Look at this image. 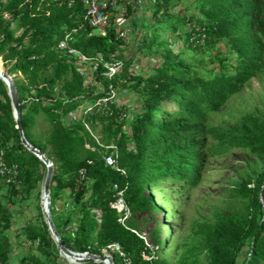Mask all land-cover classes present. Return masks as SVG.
Segmentation results:
<instances>
[{
    "label": "trees",
    "instance_id": "obj_1",
    "mask_svg": "<svg viewBox=\"0 0 264 264\" xmlns=\"http://www.w3.org/2000/svg\"><path fill=\"white\" fill-rule=\"evenodd\" d=\"M149 6L154 23L142 38L143 54L151 51L158 55L169 32L178 33L182 28L181 35L195 50L227 40L235 62L226 64L220 58L219 70L206 76L182 51L166 47L153 71L132 75L134 61L125 55L126 39L116 38L115 18L107 36L92 33L82 0L73 5L64 0H0V57L11 75L21 74L12 78L26 138L53 161L51 213L65 245L75 251L101 253L110 244L119 243L132 264H172L162 256L164 239L159 226L151 233L152 243L158 245L153 253L134 219L128 216L121 221L123 215L115 207L118 192L124 190V199L135 216L156 206L148 187L160 179L199 185L210 155L238 149L264 155V117L244 115L234 128L209 126L214 115L264 72V0H197V11L191 15L174 14V0H151ZM191 25L205 27L204 43L190 41ZM67 35L74 47L88 55L102 53L107 62L121 61V70L108 78L100 64L94 80L86 83L85 76L59 47ZM111 81L118 88L134 89L140 96L141 109L129 132L124 129L123 109L117 107L68 123L69 113L102 94ZM40 118L47 121L46 128L39 126ZM84 120L93 132L99 130V141ZM211 134L218 142L208 146L204 137ZM112 143L126 173L105 162L103 152L114 148L102 144ZM0 153L7 166L18 168L16 180L8 182L13 195L39 188L46 164L21 141L8 86L1 77ZM82 168H86L84 177ZM254 182L253 187L244 185L251 198L246 210L219 214L213 223L207 264H238L244 250V264H264V168ZM66 189L71 202L64 210L57 200ZM12 222L13 213L0 200V264H53L61 259L53 250L56 243L40 209L37 222L24 227L35 248L14 260L7 233ZM111 251L114 264H125L118 251ZM148 254L151 258L145 257Z\"/></svg>",
    "mask_w": 264,
    "mask_h": 264
},
{
    "label": "rangeland",
    "instance_id": "obj_2",
    "mask_svg": "<svg viewBox=\"0 0 264 264\" xmlns=\"http://www.w3.org/2000/svg\"><path fill=\"white\" fill-rule=\"evenodd\" d=\"M123 2L127 3L130 11L128 9V12L121 18L122 29L132 36L127 35L125 55L133 60L134 64H138L143 73L155 69L161 61L160 54L166 47L182 51L186 60L194 64L206 76L219 70L220 58H224L226 64L235 62V54L231 51L227 40H222L212 48L202 47L200 50H195L188 46L185 36L181 35L182 28L178 33L169 32L166 44L157 51L158 55L151 51L148 55L143 54L140 51L142 38L150 31L154 23L152 9L149 6L151 0H124ZM196 2L197 0H174L172 11L174 14L191 15L197 11ZM0 61L3 69L11 75L2 57ZM11 76L21 77V74L15 72ZM119 90L121 91L120 98L126 102L127 106L124 129L129 132L134 116L141 109V99L139 94L130 87H119ZM168 105L174 106L171 102ZM247 114L264 117V72L254 77L242 92L233 97L226 108L214 115L209 126L234 128L241 124L242 117ZM39 126L46 128L47 121L40 118ZM95 133L100 134L99 130ZM204 140L208 146L218 142L212 134L204 137ZM2 154L0 153V160L4 161ZM8 168L11 169L8 176L0 178V200L13 213V222L7 228V233L12 242V258L16 260L30 249L35 248V244L28 239L24 227L28 223L37 222L42 203V186L46 175L38 189L29 194L13 195L11 186L8 185V178L16 180L18 168L17 165L8 166ZM263 168L264 155L243 149L225 155H210L204 164L199 185L190 187L184 185L181 180L160 179L158 183L148 187V192L154 195L156 206L135 216L129 209L127 214L134 219L138 233L152 247L153 253L158 250V245L152 243L151 233L159 226L164 239L161 247L162 256L166 257L170 263L207 264L208 236L213 223L219 214H240L246 210L251 198L244 185L247 183L248 187H253L254 180ZM250 178L252 181L248 183ZM20 184L18 182V188L22 186ZM70 202L69 190L66 189L57 200V204L59 208L66 210ZM121 214L124 216L125 213ZM53 250L61 257L57 263L53 264H84L72 263L65 259L57 244ZM110 254H113L112 251ZM146 256L151 258L149 254ZM245 256L246 251L244 250L238 264H244Z\"/></svg>",
    "mask_w": 264,
    "mask_h": 264
},
{
    "label": "built area",
    "instance_id": "obj_3",
    "mask_svg": "<svg viewBox=\"0 0 264 264\" xmlns=\"http://www.w3.org/2000/svg\"><path fill=\"white\" fill-rule=\"evenodd\" d=\"M70 5H73L76 0H64ZM86 7V18L89 22V25L92 27V33L107 36L109 27L113 23V17L115 18L116 23V38L126 39L127 32L122 29V16L128 12L127 3L123 2L124 0H82ZM190 33V41L196 44H202L205 42L207 34L206 29L200 25H191L188 28ZM59 47L64 50L68 56V61L75 64L77 69L85 76L86 83L94 80L95 72L98 70L100 64H102L106 69L103 72L108 78L112 76L119 70H121L122 62L113 61L107 62L104 59L102 53L96 55H88L87 53L81 51L80 49L74 47L71 44V37L67 35L60 43ZM138 73H143L137 64H132L130 67V74L136 75ZM146 74V73H144ZM118 87L114 85L111 81L108 86H104L102 89V94L93 98L92 100L85 101L80 105L76 110L69 113L68 119H83V116L88 113H107L114 107L123 109L122 118L125 119L127 116V106L126 102L121 100ZM126 120V119H125ZM85 125L91 130L89 124L84 120ZM93 135L99 141L100 135L93 132ZM105 148H114V151L103 152V157L107 165L113 167L114 169L126 173L125 169L120 166L118 158V150L116 146L112 143L110 145H104ZM3 160V159H2ZM10 168L6 165L4 161L0 160V174L6 176L10 172ZM86 173V168L81 169V176L84 177ZM12 178L9 177L8 181ZM124 190L118 192V199L115 202V207L120 213H125L122 216L121 221L124 222L128 217L127 212L129 211V206L124 199ZM97 212L101 214V211L97 209ZM111 250H116L123 257L125 264H132V261L129 257L126 256L122 250L119 243H112L108 248L104 249L105 253H110ZM146 258H148L145 255Z\"/></svg>",
    "mask_w": 264,
    "mask_h": 264
},
{
    "label": "water",
    "instance_id": "obj_4",
    "mask_svg": "<svg viewBox=\"0 0 264 264\" xmlns=\"http://www.w3.org/2000/svg\"><path fill=\"white\" fill-rule=\"evenodd\" d=\"M0 77L6 82L8 86V93L11 98L12 107H13V113L16 120V127L18 128L20 132L21 141L24 145H26L33 153H35L45 164L47 167V174L44 182V194L41 193L42 203H41V211L44 216V219L48 225L49 231L52 235V238L56 242L58 248L60 249V253H62L73 256L76 258L78 263H86L90 261L98 262L99 260H108L107 264H114V255L110 253H96L92 251H75L70 248H68L63 239L60 235L56 224L54 222V219L52 217L51 213V194H50V185L52 182V175L54 172V164L51 158L43 152L38 147L34 146L32 143L28 141L26 138L23 127H22V119H21V108H20V101L18 92L14 83V80L12 76L7 72L6 70L2 69L0 70ZM45 197V201L44 198Z\"/></svg>",
    "mask_w": 264,
    "mask_h": 264
},
{
    "label": "bare ground",
    "instance_id": "obj_5",
    "mask_svg": "<svg viewBox=\"0 0 264 264\" xmlns=\"http://www.w3.org/2000/svg\"><path fill=\"white\" fill-rule=\"evenodd\" d=\"M2 69H3V68L0 67V70H2ZM43 188H44V184H43V186H42V193L44 194ZM43 199H44V201H45V197H44ZM62 256H63L65 259H68V260H69L70 262H72V263H78V261L76 260V258L73 257V256H70V255H67V254H64V253H62ZM98 262H99V263L107 264V263H108V260H99Z\"/></svg>",
    "mask_w": 264,
    "mask_h": 264
},
{
    "label": "crops",
    "instance_id": "obj_6",
    "mask_svg": "<svg viewBox=\"0 0 264 264\" xmlns=\"http://www.w3.org/2000/svg\"><path fill=\"white\" fill-rule=\"evenodd\" d=\"M121 27H122V25H121ZM128 36L132 37L131 34H128ZM139 61H140V60H139ZM139 64H140V63H139ZM137 65H138V64H137Z\"/></svg>",
    "mask_w": 264,
    "mask_h": 264
}]
</instances>
